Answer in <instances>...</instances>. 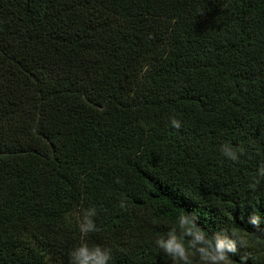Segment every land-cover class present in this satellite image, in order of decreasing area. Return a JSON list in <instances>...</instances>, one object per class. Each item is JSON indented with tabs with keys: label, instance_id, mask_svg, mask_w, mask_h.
<instances>
[{
	"label": "trees",
	"instance_id": "trees-1",
	"mask_svg": "<svg viewBox=\"0 0 264 264\" xmlns=\"http://www.w3.org/2000/svg\"><path fill=\"white\" fill-rule=\"evenodd\" d=\"M262 163L264 0H0V264H70L90 206L109 264H172L182 209L264 241Z\"/></svg>",
	"mask_w": 264,
	"mask_h": 264
},
{
	"label": "clouds",
	"instance_id": "clouds-1",
	"mask_svg": "<svg viewBox=\"0 0 264 264\" xmlns=\"http://www.w3.org/2000/svg\"><path fill=\"white\" fill-rule=\"evenodd\" d=\"M147 70L145 66L143 71ZM170 124L175 129L182 127L181 121L175 116L170 117ZM219 150L224 158L233 162H239L241 157L246 155L243 147L235 146L230 141L222 142ZM256 176L258 177L256 184L259 185L260 179L264 178V163L258 167ZM120 206L125 208V202L121 201ZM97 214L94 206L80 208L74 213L80 240L69 252L70 264H109L112 259L110 247L88 242L89 234L100 230L95 220ZM197 221L198 216L194 212L182 209L166 234L156 238V246L170 258L172 264H245L246 256H242L240 261L231 258V255L237 253L238 245L247 248L248 235L255 236L258 242H264L245 229L233 230L228 226L209 235ZM248 223L259 228L261 223L259 214L251 215Z\"/></svg>",
	"mask_w": 264,
	"mask_h": 264
}]
</instances>
